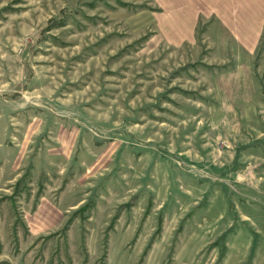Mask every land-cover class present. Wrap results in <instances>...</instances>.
<instances>
[{"label":"rangeland","instance_id":"rangeland-1","mask_svg":"<svg viewBox=\"0 0 264 264\" xmlns=\"http://www.w3.org/2000/svg\"><path fill=\"white\" fill-rule=\"evenodd\" d=\"M205 8L0 0V264H264V34Z\"/></svg>","mask_w":264,"mask_h":264},{"label":"crops","instance_id":"crops-1","mask_svg":"<svg viewBox=\"0 0 264 264\" xmlns=\"http://www.w3.org/2000/svg\"><path fill=\"white\" fill-rule=\"evenodd\" d=\"M205 10L217 19L223 34H232L246 49L256 50L264 34V0H206Z\"/></svg>","mask_w":264,"mask_h":264}]
</instances>
